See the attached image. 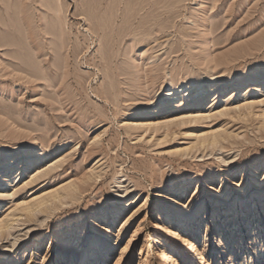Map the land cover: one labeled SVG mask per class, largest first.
<instances>
[{"label": "rangeland", "instance_id": "374dc122", "mask_svg": "<svg viewBox=\"0 0 264 264\" xmlns=\"http://www.w3.org/2000/svg\"><path fill=\"white\" fill-rule=\"evenodd\" d=\"M5 41L0 264H264V80L226 86L264 75V0H0Z\"/></svg>", "mask_w": 264, "mask_h": 264}, {"label": "bare ground", "instance_id": "6f19581e", "mask_svg": "<svg viewBox=\"0 0 264 264\" xmlns=\"http://www.w3.org/2000/svg\"><path fill=\"white\" fill-rule=\"evenodd\" d=\"M8 27V26H7ZM1 30H2V28H1ZM7 30V29H6ZM3 43H6V41L5 42H0V44H2V46H3ZM8 45V44H7ZM6 46V45H5ZM258 79H263L264 80V75H262L259 71H253L252 73H249L248 75H246L243 79H241V80H235V79H230V80H228V81H226V86L227 87H234V88H240V87H245V86H248L249 85V83H252V82H255L256 80H258ZM262 82V81H261ZM264 83V82H263ZM182 86V85H181ZM184 86H185V84H184ZM211 86H212V83L211 82H206V83H204L203 84V86L201 87V89H202V95H201V99H196V101H197V104L194 106L195 108L196 107H199V106H201V104H203V102H204V98L206 97V95L208 94V92L205 90V89H209V88H211ZM178 88H180L179 86H177L175 83H173V82H168V83H166V84H163L162 86H161V90L162 91H174V90H176V89H178ZM190 88L191 87H185V90H186V92H189V90H190ZM200 89V90H201ZM177 91V90H176ZM184 90H182L181 92H183ZM200 92V91H199ZM174 101V98H173V95L171 94V93H166V95L164 96V99H163V103H162V105L165 107V106H167V103H170V102H173ZM151 112V110H150V108H145V109H142L141 111H140V113H136V115H138V116H144V115H148L149 113ZM202 117V116H201ZM198 119V118H200V116L199 115H197V114H195V115H193V117H192V119ZM183 120V119H182ZM147 121V120H146ZM146 121H132V122H129L131 125H134L135 127H142V128H144V130H147V129H151L152 127H151V125H150V123H148V122H146ZM210 136V138H209V140H211V142L212 143H214L215 141H216V137H215V135H209ZM207 137V136H206ZM201 138V137H200ZM201 140V139H200ZM205 141H206V138L204 137V138H202V142H204L205 143ZM208 141V140H207ZM209 142V141H208ZM204 143H201V144H204ZM215 144V143H214ZM12 156V153L10 152V153H5V152H2V153H0V164H2V162H4L6 159H8L9 157H11ZM23 158L24 157H21L19 154L17 155V161L18 160H23ZM43 157L41 156V158H38V159H34V160H30V159H27V160H25V162H26V168L27 167H31V166H34V165H37V164H40V162H42V159ZM37 160H39L38 162H36ZM17 163H19V162H17ZM16 163V164H17ZM17 167V166H16ZM251 169L253 168V166H251L250 167ZM261 171V166H260V164L259 163H257L256 164V168L254 169V170H252L251 172L252 173H254V174H258L259 172ZM4 172V171H3ZM5 173V172H4ZM65 188V187H64ZM188 189V184H183V185H181V186H179V187H177V188H175V189H173V192H175L174 193V195L173 196H176V194H178V193H180V194H182L185 190H187ZM56 192V191H55ZM172 192V193H173ZM54 193V192H53ZM52 194V193H51ZM53 195V194H52ZM57 195V194H56ZM170 195V194H169ZM49 196H51V195H49ZM59 197V196H58ZM218 198V197H217ZM38 199H40L39 201H38V205H41L42 204V201H44L43 200V198L41 197V198H38ZM37 199V200H38ZM44 199H46V202H47V198H44ZM52 199H55V198H52ZM167 200V199H166ZM169 200H170V197H169ZM173 202H175V200L173 199L172 200ZM33 202V201H32ZM35 202H37V201H35ZM46 202H44V203H46ZM215 202H217V199H215V201L213 202V204L215 203ZM34 203V202H33ZM27 204V203H26ZM35 204V203H34ZM28 205V204H27ZM31 205V204H30ZM178 205V204H177ZM25 206V205H24ZM31 207H32V205H31ZM37 207V206H36ZM26 208H28V207H26ZM22 210H25L24 208L22 209ZM31 210V209H30ZM33 211V210H32ZM164 212V214H165V218H166V221H167V223H169V222H172V221H177V222H179V221H185V222H187V220L190 218L189 216H185V217H183L182 218V216L180 217V218H176V216H174V215H172V213L171 212H169V210H164L163 211ZM232 211H228V212H225V213H222V215H223V217H229L231 214ZM205 214V213H204ZM209 213H207V215H208ZM227 214H230V215H227ZM233 216H235V214L233 213L232 214ZM0 222H2V221H0ZM4 223V222H3ZM5 226V225H4ZM3 226V227H4ZM183 226H184V228H185V230H187L188 229V223L186 224H183ZM1 227V226H0ZM2 227V228H3ZM169 230V235L171 236V238H175V235H177V233L175 232V231H172V230H170V229H168ZM185 235H182L181 237H180V239L179 240H181L182 241V243H185V237H184ZM191 243V242H190ZM190 243H188V244H190ZM190 248H192V247H190ZM162 256H163V261H164V263L165 264H170V261L172 260L173 262H172V264H183V261H177V259H174L173 258V256H172V254L169 252V253H167V252H165V253H162ZM197 260L199 261V262H201L202 260H204V257L202 256V254L201 253H199L198 254V257H197Z\"/></svg>", "mask_w": 264, "mask_h": 264}]
</instances>
